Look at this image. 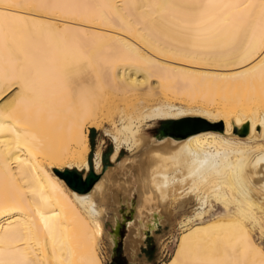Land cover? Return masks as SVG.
<instances>
[{
	"label": "bare ground",
	"instance_id": "bare-ground-1",
	"mask_svg": "<svg viewBox=\"0 0 264 264\" xmlns=\"http://www.w3.org/2000/svg\"><path fill=\"white\" fill-rule=\"evenodd\" d=\"M133 188L130 261L177 223L161 264H264V0H0V264H105Z\"/></svg>",
	"mask_w": 264,
	"mask_h": 264
},
{
	"label": "rangeland",
	"instance_id": "rangeland-1",
	"mask_svg": "<svg viewBox=\"0 0 264 264\" xmlns=\"http://www.w3.org/2000/svg\"><path fill=\"white\" fill-rule=\"evenodd\" d=\"M165 122L167 121L160 120L152 124L149 130L150 134L154 137L161 129V124ZM89 129L88 143L89 136L92 137L93 142L92 148L89 145L90 152L87 154L89 168L86 171H78L75 168L70 169L75 170L82 176H85L89 170H93V151L101 139H103V143L101 144V165H106V167L112 165V162L110 161V153L113 150V144L108 138L103 137L102 131L99 129L93 128L94 131H91V133L89 132ZM125 153L126 151L121 148L117 154V159H121ZM136 201L137 191L135 188H133L127 204L123 205V209L120 212L122 214V218H120L121 220L118 222L117 233L113 237L114 244H112L110 249H108L106 245L102 247V255L105 264H161L172 256L176 248L178 237L180 235V229L178 228L177 223H174L170 229H168L167 226L162 228L160 225H158L153 233H145V238L137 250V258H135L133 261H130L125 252L124 239L129 230V222L134 216V205L136 204ZM213 203L215 204V211L213 212L218 214L221 212L220 205L215 203V201H213ZM105 223V229L108 232L113 233V227L109 225L107 221ZM126 226H128V228H126ZM254 237L260 242L261 245L264 246V236H261L256 228L254 229Z\"/></svg>",
	"mask_w": 264,
	"mask_h": 264
},
{
	"label": "water",
	"instance_id": "water-1",
	"mask_svg": "<svg viewBox=\"0 0 264 264\" xmlns=\"http://www.w3.org/2000/svg\"><path fill=\"white\" fill-rule=\"evenodd\" d=\"M204 128V122H193L190 119H183L172 122H165L161 124V129L154 136L159 139L165 135H169L174 139L183 138L191 133H194ZM246 132V125L239 131L240 134ZM106 168V165L101 166L100 172L96 173L89 170L85 176L77 173L75 170L64 169L62 171H55L56 174L64 181L65 185L72 191L77 193H85L91 189L95 181L99 178L101 173ZM114 244V243H113Z\"/></svg>",
	"mask_w": 264,
	"mask_h": 264
},
{
	"label": "trees",
	"instance_id": "trees-1",
	"mask_svg": "<svg viewBox=\"0 0 264 264\" xmlns=\"http://www.w3.org/2000/svg\"><path fill=\"white\" fill-rule=\"evenodd\" d=\"M91 131H94V129L93 128H90L89 129V132L91 133ZM89 145L92 148L93 142H92V137L91 136H89Z\"/></svg>",
	"mask_w": 264,
	"mask_h": 264
}]
</instances>
